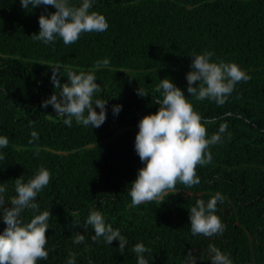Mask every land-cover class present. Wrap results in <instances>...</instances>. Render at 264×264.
Returning <instances> with one entry per match:
<instances>
[{
    "label": "trees",
    "instance_id": "16d2710c",
    "mask_svg": "<svg viewBox=\"0 0 264 264\" xmlns=\"http://www.w3.org/2000/svg\"><path fill=\"white\" fill-rule=\"evenodd\" d=\"M47 9L55 11L53 6ZM93 10L107 17V31L90 34L75 46L48 47L32 37L39 32L38 17L44 6L25 11L19 0H0V51L27 57L26 62L1 59L0 117L15 119L37 131L36 141L42 146L78 149L61 158V163L77 175L76 179L66 178L75 211L64 212L63 235L51 234L46 264H52L59 248L75 253L78 264H136L130 242L139 240L151 249V264H182L189 251L197 256V264H210L209 244L230 255L234 264L251 259L264 264V0H96ZM192 50L214 52L213 61L235 62L251 79L237 83L223 105L197 100L187 92L186 73H182ZM58 51L68 52L76 70L92 71L97 61L110 59L107 68L95 71L102 88L98 96L108 101L109 112L102 126H82L73 119L68 127L63 118L49 119L45 109L34 103L46 88L50 66H54L49 59ZM115 65L133 70L123 81L113 80L108 74ZM67 70L61 67V73ZM163 78H170L186 97L190 96L194 109L209 122L206 127L210 133L224 123L228 129L223 142L210 146L212 162L197 166L199 184L189 188L178 183L187 190L165 196L161 206L128 208L131 197L125 186H120L121 172L130 163L136 175L143 164L139 157L129 159L111 146L121 143L118 129L134 143L138 121L159 108L156 101L162 92H157L156 86ZM138 87L146 96L137 95ZM117 104L123 110L113 115L112 106ZM95 139H105L111 145L107 148L114 161L111 165L95 162L97 149H80ZM42 152L49 167L60 161L57 155L45 149ZM29 170L16 157L5 155L0 164L5 195L13 194L17 177L31 178ZM213 175L217 182L208 180ZM217 191L225 197L217 204L225 225L223 234L210 239L192 235L190 221H186L190 208L197 200L207 202ZM93 208L127 238L122 254L115 239L110 245L87 242L85 221ZM76 229L85 235L86 244L72 243Z\"/></svg>",
    "mask_w": 264,
    "mask_h": 264
},
{
    "label": "clouds",
    "instance_id": "9594fccd",
    "mask_svg": "<svg viewBox=\"0 0 264 264\" xmlns=\"http://www.w3.org/2000/svg\"><path fill=\"white\" fill-rule=\"evenodd\" d=\"M19 3L25 11L44 6L38 17L39 32L32 37L48 47L75 46L90 34H101L109 28L107 17L93 10L96 0H79L78 3L73 0H19ZM47 6H53L55 11L49 12ZM23 17L27 18L26 15ZM188 54L182 73H186L187 92L197 100L208 99L223 105L237 83L251 79L246 70L235 62L213 61L212 51L192 50ZM3 58L26 62L27 57L16 58L0 51V64ZM49 60L54 66H50L46 88L34 103L45 109L49 119L62 121L60 118H63L64 125L68 127L72 126L73 119L82 126H102L109 112L108 101L98 96L102 88L95 71L107 68L110 59L105 57L97 61L92 71L76 70V62L66 51L56 52ZM61 67L68 69L65 74L61 73ZM132 70V67L115 65L108 77L123 81ZM136 91L137 95L146 96L143 89L138 87ZM156 91L162 92V98L156 101L159 108L138 121L134 143L129 135H124L123 129H118L116 132L122 138L118 145L111 146L105 143V139H95L80 148L97 149L95 162L98 164L111 165L114 162L109 157L108 145L119 149L129 159L139 157L143 167L137 170L136 175L132 174L130 163L121 172L120 186H125L131 197L128 208L161 206L165 196L187 190L177 186L178 183L189 188L199 184L197 166L212 162L210 146L223 142V135L228 129L227 123H224L217 132L210 133L206 127L209 122L194 109L188 99L190 96L186 97L170 78L161 79ZM122 110V105L112 106L113 115H119ZM228 138H231L230 133ZM38 139L37 131L30 130L15 119L0 117V164L8 154L30 168L31 173L28 180L23 175L14 179L12 195H5L6 187L0 180V264H46L51 234L59 232L63 235L66 225L63 214L75 211L66 178L73 176L76 179L77 175L61 163V158L78 149H51L40 145L36 141ZM42 149L59 157L60 161L53 168L48 166ZM215 176L208 177V180L217 182L213 180ZM224 200V195L217 191L207 202L203 199L196 201L195 206L190 208L189 219L185 216L186 221H190L192 235L201 234L203 239H210L223 234L225 225L218 216L217 204ZM85 224L88 243L110 245L115 239L118 241L117 250L121 254L125 251L127 238L105 220L100 210L91 209ZM249 239L251 241L250 236ZM72 243L86 244L85 235L76 229ZM130 243L136 264H151V249L140 240ZM207 250L210 264H234L230 255L214 244H209ZM52 264H78V261L75 253L59 248ZM182 264H197V256L187 252ZM239 264L257 263L251 259Z\"/></svg>",
    "mask_w": 264,
    "mask_h": 264
},
{
    "label": "bare ground",
    "instance_id": "6f19581e",
    "mask_svg": "<svg viewBox=\"0 0 264 264\" xmlns=\"http://www.w3.org/2000/svg\"><path fill=\"white\" fill-rule=\"evenodd\" d=\"M254 100H255V99H254ZM256 103H257V102H256ZM256 103H255V104H256Z\"/></svg>",
    "mask_w": 264,
    "mask_h": 264
}]
</instances>
